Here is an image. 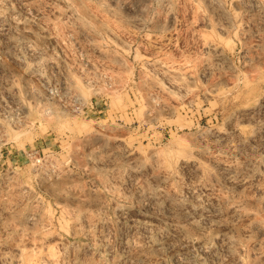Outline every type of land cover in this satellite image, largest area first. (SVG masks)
<instances>
[{
    "label": "rangeland",
    "instance_id": "1",
    "mask_svg": "<svg viewBox=\"0 0 264 264\" xmlns=\"http://www.w3.org/2000/svg\"><path fill=\"white\" fill-rule=\"evenodd\" d=\"M0 264H264V0H0Z\"/></svg>",
    "mask_w": 264,
    "mask_h": 264
}]
</instances>
